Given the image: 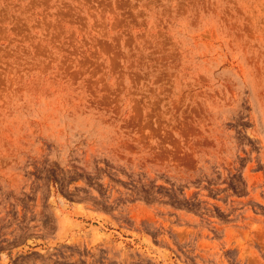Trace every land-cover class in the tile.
<instances>
[{"label":"rangeland","instance_id":"obj_1","mask_svg":"<svg viewBox=\"0 0 264 264\" xmlns=\"http://www.w3.org/2000/svg\"><path fill=\"white\" fill-rule=\"evenodd\" d=\"M0 264H264V0H0Z\"/></svg>","mask_w":264,"mask_h":264}]
</instances>
